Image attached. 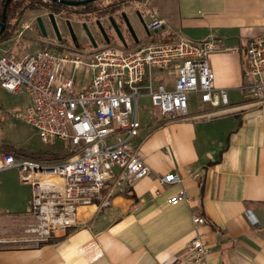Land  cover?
I'll return each instance as SVG.
<instances>
[{"label": "crops", "instance_id": "0c3cea01", "mask_svg": "<svg viewBox=\"0 0 264 264\" xmlns=\"http://www.w3.org/2000/svg\"><path fill=\"white\" fill-rule=\"evenodd\" d=\"M125 1L132 8L135 0ZM140 1L146 22V5L165 21L150 41L216 39L239 48L208 59L215 85L228 92L227 111L193 117L214 110L203 103L188 120L150 126L141 114L132 144L151 173L129 182L114 169L95 202L79 209L76 226L47 243L5 245L0 264H188L195 214L205 218L198 232L211 249L206 264H264V102L252 101L243 74L248 45L264 33V0ZM164 72L160 82L172 88L176 71ZM194 96L200 101L198 94L190 101ZM168 173L181 181L161 182ZM6 188L0 234L19 238L31 221V187L10 182ZM180 191L189 201L171 204Z\"/></svg>", "mask_w": 264, "mask_h": 264}, {"label": "built area", "instance_id": "2783aa9c", "mask_svg": "<svg viewBox=\"0 0 264 264\" xmlns=\"http://www.w3.org/2000/svg\"><path fill=\"white\" fill-rule=\"evenodd\" d=\"M146 6L148 30L157 32L165 21L156 9ZM26 26H22L23 30ZM22 34L23 31L19 36ZM1 44L0 87L15 94L26 85L32 99V104L16 116L33 125L44 143L64 144L73 154L63 162L15 152L0 157V171L16 168L21 182L31 187V221L23 226L22 237L8 239L0 234V249L14 243H47L68 227L76 226L79 209L95 202L114 169H120L129 182L151 173L132 144L141 128V98H149L167 121L190 119V97L194 94L214 110L193 117L225 113L228 92L215 85L208 59L217 52L239 51L216 39L197 42L186 37L145 42L130 50L90 52L88 58L39 48L20 57ZM83 67L91 70L92 80L81 90L77 74ZM171 69L176 71L172 88L155 81L154 71ZM243 74L248 79L245 88L252 101L263 103L264 33L248 45ZM180 181L176 173L161 178L167 184ZM181 201H189L184 191L169 199L173 205ZM193 222L196 232L187 244L186 261L206 264L211 249L198 232L205 218L195 214Z\"/></svg>", "mask_w": 264, "mask_h": 264}, {"label": "flooded vegetation", "instance_id": "af4514ba", "mask_svg": "<svg viewBox=\"0 0 264 264\" xmlns=\"http://www.w3.org/2000/svg\"><path fill=\"white\" fill-rule=\"evenodd\" d=\"M140 2L134 1L138 6L132 2V8L125 0H96L74 7L45 0L32 9L37 14L26 26V38L39 49L68 53L130 50L143 43L134 19L148 29Z\"/></svg>", "mask_w": 264, "mask_h": 264}, {"label": "rangeland", "instance_id": "374dc122", "mask_svg": "<svg viewBox=\"0 0 264 264\" xmlns=\"http://www.w3.org/2000/svg\"><path fill=\"white\" fill-rule=\"evenodd\" d=\"M18 11L21 13V10ZM128 11H130V9H128ZM36 14L37 12L32 11V9L24 10L22 18L14 28L15 32L13 36L10 37L6 43L1 44L2 48H9L20 57L34 53L38 48L31 45L28 38H26L29 30L25 31L26 28L23 30L22 26H26L33 22ZM134 21L136 32L141 42H152L149 40L151 37L148 36L144 26L140 22L138 23L135 19ZM12 22L15 23V20H12ZM22 31L23 34L19 36V33ZM120 49L121 48L111 50ZM1 53L2 52L0 51V54ZM89 53L90 52H78L74 54L83 58H88L90 56ZM160 74L163 76L165 72L157 71L154 76L156 82H160L162 79L159 77ZM77 80H79L78 87L81 90L84 89V87L89 85L92 80L91 70L83 67L77 74ZM31 104L32 99L29 94V88L26 85H22L15 94H11L0 87V157L3 154L15 152L19 156L45 159L49 161L58 160V162H63L70 158L73 153H71L69 147L60 143L56 145L44 143L39 135V131L33 125L26 123L24 120L19 119L16 116L19 110L25 109ZM202 105L203 103L194 96L190 101V114L195 110H201ZM141 114L145 117V119L142 120L145 121L148 126L153 125V123L157 121V123L160 124L162 122L161 120L166 119V115L158 108L154 107L151 100L147 97L140 99L139 119ZM10 182L21 183L20 174L16 168L0 171V191L6 194V197L10 194L8 192L9 190L6 188L7 184ZM23 189L26 190V188Z\"/></svg>", "mask_w": 264, "mask_h": 264}, {"label": "trees", "instance_id": "16d2710c", "mask_svg": "<svg viewBox=\"0 0 264 264\" xmlns=\"http://www.w3.org/2000/svg\"><path fill=\"white\" fill-rule=\"evenodd\" d=\"M5 2L6 0H0V44L13 36L15 32L14 28L22 18L24 10L36 9L38 6L44 4L45 0H13L8 6L6 27L1 31V20ZM18 10H21V13ZM12 20H15V23ZM51 159L54 160L53 158ZM54 161L58 162V160Z\"/></svg>", "mask_w": 264, "mask_h": 264}, {"label": "water", "instance_id": "95a60500", "mask_svg": "<svg viewBox=\"0 0 264 264\" xmlns=\"http://www.w3.org/2000/svg\"><path fill=\"white\" fill-rule=\"evenodd\" d=\"M13 0H6L4 8H3V13H2V20H1V31H3L6 27V21H7V10H8V6L9 4L12 2ZM54 2H60L64 5H68V6H80V5H85L88 4L90 2H94L96 0H51ZM147 30V29H146ZM148 35L150 34V31L147 30Z\"/></svg>", "mask_w": 264, "mask_h": 264}]
</instances>
